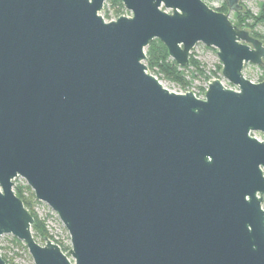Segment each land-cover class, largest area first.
<instances>
[{"label":"water","instance_id":"95a60500","mask_svg":"<svg viewBox=\"0 0 264 264\" xmlns=\"http://www.w3.org/2000/svg\"><path fill=\"white\" fill-rule=\"evenodd\" d=\"M106 1L0 0V237L33 264H264V81L242 74L264 44L203 0H120L109 20ZM153 40L180 68L216 49L237 90L171 92L143 63ZM18 177L68 253L34 240Z\"/></svg>","mask_w":264,"mask_h":264},{"label":"rangeland","instance_id":"374dc122","mask_svg":"<svg viewBox=\"0 0 264 264\" xmlns=\"http://www.w3.org/2000/svg\"><path fill=\"white\" fill-rule=\"evenodd\" d=\"M109 1V0H108ZM106 1L103 6V10L101 14L104 16H108L110 18L116 19L114 17V8L112 7V3ZM242 3L244 10L249 11L251 14L256 15L258 13V5L264 0H240ZM208 5L220 6L221 0H206ZM122 14H130L125 9ZM233 12H229L228 16L232 20ZM258 32H263L261 26H258L256 29ZM192 56L195 60H197L200 64L201 73L195 74V77L190 76V72L192 71L191 67L181 68L184 71V81L188 82L185 88H182L180 85L170 82L162 78L161 75L156 73V70H152L151 72L171 91V92H180V91H188L201 95L204 87L212 81V79H218L222 84L228 86L230 85L222 76L221 70L218 71V66L221 65L218 57L216 55V49L207 48L204 45L198 43L192 49L189 57ZM146 65V60L143 62ZM242 74L256 82L260 75L262 74V70L260 67H257L252 64H246L244 67ZM208 78V79H207ZM257 137L264 138V134L255 133ZM34 212L38 215V217L44 221L45 228L50 236V238L58 241L66 253L71 248L70 239L68 232L58 219L57 215L44 203L39 202L35 204ZM10 235H3L0 237V245L2 246L3 251L1 254H5L8 258H12L14 264H33L32 259L30 258L27 250H23L21 247L13 245L11 243ZM38 243L45 244V241L38 240Z\"/></svg>","mask_w":264,"mask_h":264},{"label":"trees","instance_id":"16d2710c","mask_svg":"<svg viewBox=\"0 0 264 264\" xmlns=\"http://www.w3.org/2000/svg\"><path fill=\"white\" fill-rule=\"evenodd\" d=\"M108 2L112 3L113 5L112 7L114 8V17L117 18L121 16L124 11V8L120 0H109ZM258 9V13L256 15H253L249 11L244 10L243 8L241 11L233 13L232 20L230 21L233 25L240 29H249L248 31L250 32V34L253 37L259 39L264 44V2L259 3ZM215 11L223 14H229V11L225 6L224 1L221 3L220 7L217 8ZM106 19L109 20L108 16ZM258 26L262 27L263 32H258L256 30ZM145 56L147 71H152L155 69L156 73L161 75L163 79L176 83L182 88H185V86L188 84V82L184 81V71L168 57L167 51L160 41H151L145 49ZM188 67L192 68V71L190 72L191 77H195V74L197 73L202 74L199 62L195 60L192 56L189 57ZM260 69L262 70L263 74L258 81L261 82L264 80V68L260 67ZM220 70L221 65L218 66V71ZM13 192L15 196L22 201L24 208L28 210V212L33 217L34 223L31 227V231L34 240L37 243L38 240H51L45 228L44 221L41 220L38 215L34 212L33 207L39 202L35 199L31 189L26 185L17 184L15 187H13ZM262 207H264V204L262 205ZM11 243L13 245L21 247L23 250H26L25 246L15 238H11ZM54 243L59 246L58 242ZM1 251H3L2 248H0V252ZM1 257L6 264H14L12 258H8L5 254H1Z\"/></svg>","mask_w":264,"mask_h":264},{"label":"built area","instance_id":"2783aa9c","mask_svg":"<svg viewBox=\"0 0 264 264\" xmlns=\"http://www.w3.org/2000/svg\"><path fill=\"white\" fill-rule=\"evenodd\" d=\"M206 5H208V4H206ZM208 6H210V7H212L211 5H208ZM220 6H218V7H216V6H213V8H219ZM101 13V12H100ZM263 74V73H262ZM262 74L260 75V77L262 76ZM259 80V79H258ZM257 80V81H258ZM256 81V82H257ZM264 81V80H263ZM209 84V83H208ZM207 84V85H208ZM207 85L204 87V89H203V92L201 93V95H200V97H202L203 98V96H204V92H205V90H206V88H207ZM227 87H229V88H231L232 90H237L235 87H233V86H231V85H228ZM180 92H188V91H180ZM251 136H253V137H255L256 139H259V140H262V141H264V138L262 139V138H260V137H257L256 135H255V133H251L250 134ZM13 182H14V186L13 187H15L17 184H21V185H26L27 186V184H26V182L22 179V178H16V179H14L13 180Z\"/></svg>","mask_w":264,"mask_h":264},{"label":"flooded vegetation","instance_id":"af4514ba","mask_svg":"<svg viewBox=\"0 0 264 264\" xmlns=\"http://www.w3.org/2000/svg\"><path fill=\"white\" fill-rule=\"evenodd\" d=\"M203 1H204L205 4H207V3H206V0H203ZM222 2H223V0H221V3H222Z\"/></svg>","mask_w":264,"mask_h":264}]
</instances>
